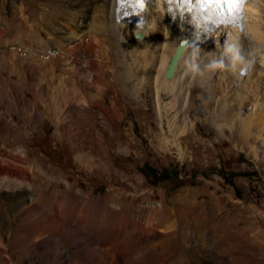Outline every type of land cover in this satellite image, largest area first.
I'll return each instance as SVG.
<instances>
[{"label": "rangeland", "instance_id": "obj_1", "mask_svg": "<svg viewBox=\"0 0 264 264\" xmlns=\"http://www.w3.org/2000/svg\"><path fill=\"white\" fill-rule=\"evenodd\" d=\"M21 1H25L26 16L23 14V17L17 8ZM53 1L0 0V26L4 30L1 39L11 41L18 35L24 40L29 36L36 37L38 30H31L27 21H31V14L41 10L46 11L43 12L46 17L44 23H47L48 34L51 33L54 16L61 9ZM254 4L256 12L249 18L250 25L264 32V2L255 0ZM72 12L71 18H74ZM159 16L157 20H161ZM99 19L103 20V17ZM65 22L61 20L57 24L59 30L54 29L56 37L58 32L65 31ZM161 24L162 20L157 26L161 27ZM51 34L54 35L53 32ZM223 35L216 40L210 36L209 49H216L213 44L223 42ZM254 43V35L250 31L244 36V51L248 55ZM123 49L128 51L129 44L126 43ZM255 57L252 63L258 69L261 63ZM136 60L129 57L124 65L111 61V71L105 68L102 82L89 78L87 71V77L80 72L83 78H77L76 88L82 90L83 100L88 97L87 104L83 106L77 107L75 102H70L64 108L68 100L63 101V92L57 98L50 89L52 83H45L46 92L50 94L45 98L54 95L52 100L55 104L49 99L47 109L36 108L42 120L27 124L25 129L20 125L28 118L22 114H28L31 108L25 106L15 112L9 109L12 106L17 108L12 102L13 98L17 102L19 99L13 97L10 90L14 80L9 76L10 67L0 63V113L3 120L16 124L14 127L6 123L1 125L0 146L4 144L16 149L17 142L25 146L30 163L38 172L35 175L38 180L34 182L38 188L63 196L71 193L80 202L91 191L92 196L104 199L113 213L123 210H131L133 215L139 213V223L133 219L131 223L134 226H152L150 240L157 242L150 249L147 241L140 237V232L132 231L136 239L133 241L134 237H126L128 257L123 259L100 241L106 237L120 239L122 235L119 232L113 231L109 235L96 232L82 239L73 237V241L69 239V245L64 231H60L59 237L53 238L60 245L52 241L51 245L57 249L46 254L48 264H91L86 262V258L93 249L102 257L110 256L114 264H163L165 260L164 264H264V241L255 235L257 230L264 231V131L259 132L258 127L250 126L248 132L242 134L239 125L233 124L234 120H248L256 112L264 115V87L259 82L251 92L241 93V103L235 102L233 99L238 90L226 87L224 79L227 72L225 74L218 68L210 78L215 84L216 97L212 100L200 99L197 95L189 98L186 88L174 87L173 91H178H174L175 95L180 96L177 100L165 91L157 103L152 83L142 81V58ZM74 66L77 70L86 67L83 61L76 62ZM55 68L57 74L60 73V68ZM119 73L126 76L122 79ZM218 80L220 83L217 85ZM205 90H210V86ZM26 94L32 98L29 91ZM69 99L72 100L71 97ZM170 102L174 103L173 108L167 109ZM38 104L37 99L35 106ZM68 116L74 117L71 125L68 124ZM56 117L61 121L56 122ZM69 126L71 133L66 132ZM11 128H16V131ZM83 155L92 159L94 165L91 169L78 162V157ZM139 205L148 207L149 211L151 209V214L148 210L137 212ZM166 211H171V214L167 216ZM0 214V222L5 226V229H0V235L11 256L10 260L5 257L4 249L0 247V264H25V258L30 257L17 255L11 245L17 220L13 219L10 228L7 227L9 219L13 218V210L12 201L6 194L0 197ZM56 221L60 228L65 226L64 218ZM159 224L163 229H159ZM205 237L209 239L201 245L199 240ZM94 238L100 239V243ZM92 242L96 245H91ZM87 244L91 246L83 250V245ZM61 245L64 248H60ZM167 248L170 252L166 253ZM186 250L191 253L190 263L182 262ZM34 264H39V261L34 260Z\"/></svg>", "mask_w": 264, "mask_h": 264}, {"label": "bare ground", "instance_id": "obj_2", "mask_svg": "<svg viewBox=\"0 0 264 264\" xmlns=\"http://www.w3.org/2000/svg\"><path fill=\"white\" fill-rule=\"evenodd\" d=\"M54 1V5H57L58 8L61 7L59 12L57 10L58 13L55 11L57 15L54 16V20L56 21H53L54 29L59 30L57 25L59 21H66L63 27L65 31L58 32V37L55 36L53 28L50 30L54 35L51 33L48 34V27H46L47 23H44L46 17H44L43 13L46 11L42 10L33 13V15L31 14V21H27L31 30L33 28L38 30L36 37L29 36L24 40L22 36L18 35L19 37L11 41L2 40L1 38L4 30L0 26V63H4L10 67L11 75L9 74V76L14 78V80L11 81L10 90H12L13 97L15 96L19 99L17 102L15 98L12 97V103L14 106L16 105L17 108L12 106L9 109L15 112L16 110L20 111V109H23L25 106L31 108L28 114H22L20 112L23 116L28 118L26 121H23L24 124L20 125L24 129L27 124L31 125L32 122L42 120V115L36 108L40 106L43 109H47V101L51 100L54 102V100H52L54 95L45 98V95H50L46 92L45 83L48 85L52 83L49 86L52 92L56 93L57 98L60 97L63 92V101L68 100L65 102L64 108H67V104L70 102H75L74 104L77 105V107L83 106L87 104L86 100L88 97L86 100H83L82 90L78 91V88H76V80H78V77H82L81 73L87 77V71L89 78H94L98 82H102V74L105 72V68L110 69L111 61H119L124 65L129 57L135 60L137 59L136 61L142 58L144 67L143 75L141 74L142 81L145 83H152L157 103H159L162 97L161 95L165 91V93L170 92V94L174 96H172V98L177 100L180 96H176L177 94L174 93V91H178H173L174 87H179L180 89L186 88L189 98L196 95L200 99H202V97L208 98L209 100L215 98V84L214 80H212L213 78H210L215 75L218 68L209 69L208 66L212 63L225 65L219 69L225 74L227 72L224 79L226 87L231 86L238 90V93L233 99L235 102L241 103L243 96L241 93L251 92L250 90L252 88L259 86V82L261 86L264 87V32L259 30L257 26L252 27L249 22L250 16L256 12L255 0H249L245 6L246 14L244 27L241 32H237L235 29L229 27L219 28L217 31L207 34L201 41L184 49L178 58L174 73L170 79L165 78L164 71L169 64L176 46L182 39L184 32L175 29L167 22L166 18L162 15L159 4H156L153 8H150V6L147 7L148 12H146L145 26L139 29L120 22L117 19L114 10L115 0ZM261 1L264 2V0ZM24 2L21 1L19 6H17L22 17L24 14ZM64 9H68L71 12L73 11L72 13L75 14L73 15L75 20L71 18V12ZM158 12L161 14V17ZM158 16L162 20L161 27L157 26V23L161 22L160 19L157 20ZM99 17H103V20H100ZM250 31H252L254 35L255 43L254 46H252V52L248 55V52L244 51V47L246 50V45L244 46V36ZM71 33L73 35H71ZM223 33V42H216L213 44L216 46V49H209L210 36L211 38L213 37L212 39L216 40ZM126 43H128L130 47L128 51L123 49ZM255 56H257L260 61L259 63H261L258 69H256V64L254 65V63H252V59ZM82 61L86 67L79 68L78 70L75 69L77 66L75 67L74 64ZM131 63H133V61ZM55 66L60 68V73L57 74ZM243 67L247 68L246 75H241L239 72ZM90 70L93 73L89 72ZM187 75H189V77L186 80ZM119 76L123 79L126 75L124 73H119ZM219 83L220 80H218L217 85ZM208 86H210V90L206 91L205 89ZM203 90H205V92ZM26 91L31 93L32 98H28ZM66 95L68 97H66ZM70 97L73 101L69 99ZM37 99L39 104L35 106ZM182 99L184 100L183 96ZM182 99L180 98V100ZM173 104L174 103L167 109H172ZM9 105L11 106L10 101ZM158 107V109L161 110L160 106ZM55 113H58V111ZM61 117L65 118L64 115H61ZM2 118L3 115L0 113V131H2L1 125L4 123L10 125V127L16 125L12 121L3 120ZM67 118L68 124L73 123V116H68ZM248 118V120L238 119L233 121L234 126L239 125L238 129L242 134L247 133L250 126L258 127L259 130L257 131L259 132L264 131V115L260 112H256L251 114ZM56 119V122L61 121L59 117H56ZM11 129L12 131H16V128ZM57 131H59V129H57ZM66 132L71 133L70 126L67 128ZM0 139L2 140V138ZM17 143L18 146L16 149L4 144L0 146V197L6 194L7 198L12 201L13 218L9 219L7 227L10 228L13 219L17 220V228L13 232L11 245L17 255L30 257L25 258V264H34V260L36 259L39 261V264H48L46 254L49 250H54V248H56L54 244L57 243V240L54 239L53 241V238L57 237L60 231H64V237L67 241H69V239L71 241L73 237H75V239H82L83 237H87V234H92L93 236L96 232H101L104 235H109L113 231L119 232L122 235L120 239H109L106 237L103 240H99L101 244L107 245L109 249H112L114 253L116 252V254L123 259L127 255L126 249L129 247L126 244V237L129 235L132 238L134 237L133 241L136 239L135 236H132V231L138 230L141 235L139 236L147 241L150 249H153L155 244H157L154 239L150 240V234L153 230L152 226L147 224H136L134 226L131 223L132 219L139 223V213L133 215L131 214V210L113 213L108 209L105 200L100 197L92 196L91 191L87 193L86 199L80 202L77 200V196L73 198L71 193L63 196L54 192H47L43 187L38 188L34 184V182L38 180L35 176L38 172H36L31 165L25 146L22 145L21 142ZM158 145L162 146V144ZM78 160V162L87 169H91V166L94 165L91 161L92 159L90 160L89 157L86 158L84 155L83 157L79 156ZM41 172L44 174L46 173L44 169H41ZM162 209H165V206L162 207ZM139 210H148V207H141L139 205L136 207V211L138 212ZM150 211L148 214H151ZM154 212H158V209L157 211L154 209ZM170 212L166 211L167 216ZM164 217L168 218L166 215ZM60 218H64L66 221L63 228H60L59 223H57L58 221H56ZM0 219L2 220L1 214ZM159 226L161 227L160 224ZM160 227L159 229H163V226ZM0 229H5V226L1 222ZM166 230L168 231V229ZM255 235L264 241L263 230H257ZM208 239V237H205V239L201 238L199 240L200 244L204 245ZM99 240L96 239L95 241L100 243ZM52 241L54 242L53 245H51ZM70 241L68 242L69 245H71ZM93 243L94 242H92L91 245ZM59 245H57V247H59ZM87 245L88 246L83 245V247H80L85 250L91 246L89 244ZM93 245L96 244L94 243ZM0 247L4 249L5 257L10 260L11 256L7 253V246L1 235ZM60 248L64 247L61 245ZM138 250L141 251L140 249ZM168 250L166 251L165 249L166 253L170 252V250ZM57 253L55 252V254ZM98 254L96 250L93 249L90 255L87 253L89 256L86 258V262L91 264L115 263L110 256L106 258V255L102 257ZM127 257L128 256H126V259ZM182 258V262L186 261L190 263L191 253L186 250L183 252ZM165 262H163V264Z\"/></svg>", "mask_w": 264, "mask_h": 264}, {"label": "snow or ice", "instance_id": "obj_3", "mask_svg": "<svg viewBox=\"0 0 264 264\" xmlns=\"http://www.w3.org/2000/svg\"><path fill=\"white\" fill-rule=\"evenodd\" d=\"M182 2L191 6L193 0H182ZM195 2L201 9H215L216 15L228 18L235 17L238 14L244 0H195ZM134 6L142 9L144 6L143 0H136Z\"/></svg>", "mask_w": 264, "mask_h": 264}, {"label": "water", "instance_id": "obj_4", "mask_svg": "<svg viewBox=\"0 0 264 264\" xmlns=\"http://www.w3.org/2000/svg\"><path fill=\"white\" fill-rule=\"evenodd\" d=\"M182 51H183V49L181 47V44L177 45L172 56H171L169 64L166 67L165 74H164L165 78L170 79L172 77L176 63H177L178 58H179L180 54L182 53Z\"/></svg>", "mask_w": 264, "mask_h": 264}, {"label": "clouds", "instance_id": "obj_5", "mask_svg": "<svg viewBox=\"0 0 264 264\" xmlns=\"http://www.w3.org/2000/svg\"><path fill=\"white\" fill-rule=\"evenodd\" d=\"M250 63V62H249ZM225 65L223 64H216V63H212L208 66L209 69H216V68H220V67H224Z\"/></svg>", "mask_w": 264, "mask_h": 264}]
</instances>
